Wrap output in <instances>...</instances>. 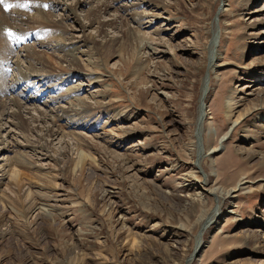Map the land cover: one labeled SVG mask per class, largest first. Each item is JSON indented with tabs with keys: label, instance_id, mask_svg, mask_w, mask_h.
Segmentation results:
<instances>
[{
	"label": "rangeland",
	"instance_id": "374dc122",
	"mask_svg": "<svg viewBox=\"0 0 264 264\" xmlns=\"http://www.w3.org/2000/svg\"><path fill=\"white\" fill-rule=\"evenodd\" d=\"M56 1L0 4V264H264V0Z\"/></svg>",
	"mask_w": 264,
	"mask_h": 264
},
{
	"label": "bare ground",
	"instance_id": "6f19581e",
	"mask_svg": "<svg viewBox=\"0 0 264 264\" xmlns=\"http://www.w3.org/2000/svg\"><path fill=\"white\" fill-rule=\"evenodd\" d=\"M14 1H16V4L18 3L19 5H22L23 4V1L24 0H14ZM28 2H29V4L33 7V8H35L38 12H40V13H51V4L52 3H57V4H60V2L58 1H56V0H27ZM115 1H119V0H115ZM159 4V3H158ZM158 4H156V5H158ZM109 6H111L110 5V3H108V4H103V6H101V7H99V8H97V9H95V10H93V11H91L90 12V14H89V18H90V20H91V22L93 23V22H95L96 20H98V18H99V15L103 12V8H105V10L109 7ZM9 11V10H8ZM14 14V13H13ZM47 15H49V14H47ZM3 16H2V14L0 13V29L2 30L3 29V27H6V26H2V24L4 23V22H2V20H1V18H2ZM10 17V16H9ZM3 19V18H2ZM7 19V17H5V19L3 20V21H5ZM47 19H49L50 20V22H52L53 24H55V23H57L55 20H53V18H51V15H49L48 17H47ZM9 21H11L10 20V18H9ZM33 21V17L30 15V14H27V15H22L21 16V18H20V16H19V18L17 17L15 20L13 19V21H12V23L14 24V26H15V24H16V27L15 28H20V27H26V28H28L29 27V23H31ZM116 21V20H115ZM6 22V21H5ZM98 22V21H97ZM10 24V23H9ZM107 24V22H102V21H100L99 22V31L100 32H98V33H101L104 29V26ZM108 24H110V25H112V24H115V22L114 21H110V23H108ZM11 26V25H10ZM27 32H29V30L28 29H26V33ZM65 33H67V30L65 31ZM64 34V33H63ZM62 34V35H63ZM64 36V35H63ZM93 37V36H92ZM133 37V36H132ZM6 38H8L7 36H5L4 37V35H2L1 33H0V53L1 54H3L4 52H7L8 53V51H6L5 49L6 48H8V46H9V43H8V41L6 40ZM39 39V38H38ZM62 39H66V38H64V37H62ZM71 39V38H70ZM109 41V40H108ZM23 42H25V41H23ZM78 42L79 41H77V42H75V41H71V43H74V44H71L72 46V48H74V49H78V51H80L81 53H84V54H86L85 52H83L82 50H79L80 49V45H78V46H75V43H77L78 44ZM8 43V44H7ZM108 43V42H107ZM46 44L47 43H45L44 42V44L43 43H41V46H46ZM49 44V43H48ZM10 45H11V43H10ZM66 45H68V44H66ZM48 46V45H47ZM10 48V47H9ZM10 51V50H9ZM79 52V53H80ZM5 54V55H8V56H6L7 58L10 56L9 54ZM12 55V54H11ZM35 55L37 56V60L40 62V64H43V68H44V71L46 70V71H48L50 74H52V73H54V72H56V71H58V73L59 72H66L65 74H69L70 73V75H71V73H75V72H78V70L77 69H79V67H80V65H79V62L76 60V58H75V56H73L72 58L70 57V56H72V55H70L69 56V54H58V53H56V57H57V61L58 62H56L55 60L53 61L52 60V58L51 57H47V56H45L43 53H41L40 51L39 52H36L35 53ZM44 55V56H43ZM213 56V55H212ZM1 57V56H0ZM216 57H219L218 56V52H217V56ZM9 59V58H8ZM2 60H4V61H6L7 59L6 58H4V59H2ZM62 62H68V66H65L64 67V64L62 63ZM90 63V62H89ZM2 65V64H1ZM88 65V64H87ZM91 65V64H90ZM33 66V65H32ZM216 66H217V64L215 63V64H211V66H210V69H211V71H213V72H215L216 71ZM89 67H91V66H89ZM1 69H3L2 67H0ZM5 68V67H4ZM92 69V68H91ZM3 73V72H2ZM2 73H0V83L2 84V86L1 87H4L3 85H5V81H4V78H3V75L4 74H2ZM70 77H69V75H68V77H65V76H63V79H65V80H68ZM64 80V81H65ZM69 81V80H68ZM5 82V83H4ZM8 87L6 86V89H7ZM5 88H4V90H6ZM3 90V89H2ZM204 90V89H203ZM208 93V92H207ZM203 94V93H202ZM201 94V98H203V96L204 95H202ZM208 96V95H207ZM2 97V96H1ZM13 101V103L16 105V106H18L19 108H20V104H19V102L18 101H16V100H12ZM85 101V100H84ZM72 105H71V107L72 108H74L75 106H76V104L75 103H71ZM5 105H7L6 104V102H5V100L3 99V98H0V110L2 109V108H4V106ZM10 105V104H9ZM17 107V108H18ZM3 110H5V109H3ZM2 112V111H1ZM18 116L20 117L21 116V114L19 113L18 114ZM40 116V115H39ZM36 118V117H35ZM39 117H37V119H38ZM34 120H36V119H34ZM33 120V121H34ZM39 120V119H38ZM46 120V119H45ZM264 121V117L263 116H256V126L257 127H259V128H261V130H262V133H264V124L262 123ZM24 122V120H22V121H20V124L22 123V124H24L23 123ZM51 122H53L54 123V125H58L59 126V124L57 123V121H56V118H52L51 119ZM242 122V121H241ZM240 122V123H241ZM259 122V123H258ZM52 123V124H53ZM239 123V124H240ZM18 126H21V125H18ZM203 126V125H202ZM46 131H50V132H52L53 133V131H55V129H50V128H47V129H45ZM64 130V129H63ZM258 130V129H257ZM45 131V132H46ZM59 131V129L58 130H56V133ZM247 131H250L249 129H247L246 130V132ZM257 132V131H256ZM49 133V132H48ZM51 135V134H50ZM54 135V134H53ZM251 136H253L252 134H251ZM79 152L80 153H82V151L81 150H79ZM6 173H4L5 175H6V177L7 176H9L8 178H10V179H16L17 178V173L16 172H14V171H11L10 169H8V170H6L5 171ZM13 181V180H12ZM11 181V182H12ZM242 185V184H241ZM238 186V185H237ZM236 187V186H235ZM238 188V187H237ZM232 191V190H231ZM216 192V191H215ZM230 192V191H229ZM219 194V193H218ZM221 199V198H220ZM218 200H219V198H218ZM194 201H197V202H202L203 204H205V200L203 199V195H200V194H198L197 195V197H194ZM221 205V204H220ZM36 206H37V204H36ZM38 207V206H37ZM40 209V208H39ZM44 212H48V209H45V208H41ZM42 211V212H43ZM210 216V215H209ZM213 216V215H212ZM203 218V217H202ZM202 222V221H201ZM205 224H207V221L205 222ZM207 226V225H206ZM205 227V226H204ZM262 246V245H261Z\"/></svg>",
	"mask_w": 264,
	"mask_h": 264
},
{
	"label": "water",
	"instance_id": "95a60500",
	"mask_svg": "<svg viewBox=\"0 0 264 264\" xmlns=\"http://www.w3.org/2000/svg\"><path fill=\"white\" fill-rule=\"evenodd\" d=\"M207 89H209V78L206 79L205 84H204V90H205V94L203 96V98H201V103H200V120H202L205 116V108L207 103H205L206 100H204L205 95L207 93Z\"/></svg>",
	"mask_w": 264,
	"mask_h": 264
},
{
	"label": "snow or ice",
	"instance_id": "6c2138e0",
	"mask_svg": "<svg viewBox=\"0 0 264 264\" xmlns=\"http://www.w3.org/2000/svg\"><path fill=\"white\" fill-rule=\"evenodd\" d=\"M2 3H4V0H0V4H2ZM10 7H12V5H10V4L5 5V8H6V9H7V8H10Z\"/></svg>",
	"mask_w": 264,
	"mask_h": 264
}]
</instances>
